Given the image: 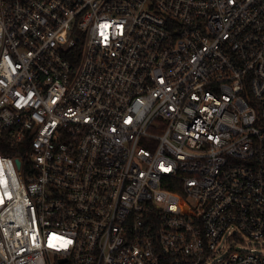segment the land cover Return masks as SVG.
<instances>
[{
    "label": "built area",
    "instance_id": "1",
    "mask_svg": "<svg viewBox=\"0 0 264 264\" xmlns=\"http://www.w3.org/2000/svg\"><path fill=\"white\" fill-rule=\"evenodd\" d=\"M0 264H264V0H0Z\"/></svg>",
    "mask_w": 264,
    "mask_h": 264
},
{
    "label": "rangeland",
    "instance_id": "2",
    "mask_svg": "<svg viewBox=\"0 0 264 264\" xmlns=\"http://www.w3.org/2000/svg\"><path fill=\"white\" fill-rule=\"evenodd\" d=\"M235 249H239L241 251H249L254 250L255 252H260V250L255 248V243L251 240L245 241L243 244H233ZM238 246H240L238 248Z\"/></svg>",
    "mask_w": 264,
    "mask_h": 264
}]
</instances>
